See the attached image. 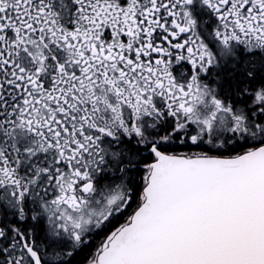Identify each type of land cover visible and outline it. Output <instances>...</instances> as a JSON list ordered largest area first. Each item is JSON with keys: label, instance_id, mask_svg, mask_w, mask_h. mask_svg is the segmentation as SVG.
Listing matches in <instances>:
<instances>
[{"label": "snow or ice", "instance_id": "obj_1", "mask_svg": "<svg viewBox=\"0 0 264 264\" xmlns=\"http://www.w3.org/2000/svg\"><path fill=\"white\" fill-rule=\"evenodd\" d=\"M0 264H264V0H0Z\"/></svg>", "mask_w": 264, "mask_h": 264}]
</instances>
